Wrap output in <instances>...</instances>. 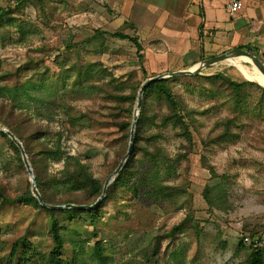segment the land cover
I'll list each match as a JSON object with an SVG mask.
<instances>
[{
  "label": "rangeland",
  "instance_id": "374dc122",
  "mask_svg": "<svg viewBox=\"0 0 264 264\" xmlns=\"http://www.w3.org/2000/svg\"><path fill=\"white\" fill-rule=\"evenodd\" d=\"M112 8L107 0H0V12L6 13L0 26V75L10 74L0 84L30 81L54 94L55 121L42 124L59 132L62 148L102 181L127 151L115 122L130 118V112L133 118L136 102L130 106L105 97L88 86L77 69L98 62L128 93L147 78L193 66L173 68L178 60L165 57L156 46L144 54L143 48L140 58L127 39L104 35L91 41L97 30L126 31ZM215 54L211 51L203 59ZM241 63L257 77L251 62ZM191 76L195 75L169 77V84L194 111V121L189 122L192 144L170 126L149 128L146 134L156 133L157 138L150 144L141 141L135 155L131 182L136 193L121 187L113 190L94 225L85 215L59 216L68 240L64 259L98 264L94 248L99 242L105 264H241L250 252L249 242L264 241V213L246 214L248 206L264 205V88L255 79L247 80L229 60L202 69L196 78ZM99 80L95 84L109 77L102 75ZM246 81L250 83L242 86L239 95L229 86ZM150 109L157 114L165 111L153 99ZM154 146L171 159L185 155L171 177L161 181L170 187L164 193L156 192L149 181L150 166L142 154L145 147L152 152ZM62 168L63 162L49 163L46 171L50 177L59 176ZM0 190V264H6L14 241L21 236L27 240L18 248L13 264H43L54 245L47 214L21 201L2 202V196L31 192L24 164L2 137ZM183 220L182 230L173 234L171 229ZM244 236L250 241H243L244 248L238 250ZM157 241L158 252L153 256Z\"/></svg>",
  "mask_w": 264,
  "mask_h": 264
},
{
  "label": "trees",
  "instance_id": "16d2710c",
  "mask_svg": "<svg viewBox=\"0 0 264 264\" xmlns=\"http://www.w3.org/2000/svg\"><path fill=\"white\" fill-rule=\"evenodd\" d=\"M5 15L6 13L4 11L0 12V26L3 24V17ZM96 33V35H93L91 41L97 40L104 35L127 39L135 45L138 56L140 58L143 57L140 53L142 51V46L138 41V37L129 36L119 31L109 33L104 30H97ZM141 68L143 75H145L146 72L142 66ZM19 71L20 70L17 69L16 74H18ZM77 71L83 75L84 81L88 80L86 83L88 86L102 91L105 97L116 102L128 103L130 106L135 104L137 91L141 83L131 86V91L126 93L124 90L125 85H118L115 82L114 76L111 74L109 75L107 70L98 62H87L80 66ZM8 75L10 74H2L0 75V79H3ZM102 75L108 76L109 80L106 82L102 81L100 84H95V82H100L99 78ZM191 77L196 78V75ZM212 78L218 79L219 77L212 76ZM169 82L170 78H164L146 85L136 121L131 154L118 175L107 186L105 197L94 209L55 210L42 207L29 190L27 193L14 198L2 196V202L21 201L47 214L48 233L52 238L54 245L48 252L43 264H75V262H69L62 257L64 245L68 243V240L64 235L63 226L59 219L60 215H64L70 219H73V217L79 218L82 215H85L89 218L90 224L94 225L99 210L105 205L109 194L112 193L113 190L121 187L136 193V188L131 182L135 155L141 147V141L150 144L154 143L157 138L156 133H150L149 135L146 134L149 128L155 127L160 130L170 126L177 129L176 135L182 137V139L188 144H192L189 122L192 123L194 121V111L188 109L187 106L175 95ZM246 83L250 82L246 81L237 84L230 83L229 86L233 89L235 94L239 95L242 86ZM151 99L158 102L165 111H161L158 114L152 112L150 109ZM57 109L58 105L54 94L42 89L40 84L32 83L30 81L15 83L12 85L0 84V125L11 131L22 143L36 177V185L44 203L51 205L67 203L90 205L101 195L104 181L94 177L88 166H86L79 158L70 155L62 148L59 132H52L48 125L42 124V121H46L47 124L54 122L55 116L57 115ZM131 116L130 112V118L118 119L115 122V126L121 133L122 139L127 145L132 122ZM0 137L6 139L9 146L16 154L18 162L23 165L21 154L17 146L6 134L0 132ZM142 154L150 166V169L147 172L149 181L155 187L156 192H166L170 187L161 184V181L171 177L170 174L171 172H174L175 164L177 166V163L182 160L185 155L182 154L181 156L179 155L176 158L171 159L163 152L162 148L158 146H154L152 152L148 151L145 147L142 150ZM59 162H63V168L60 170V175L50 177L46 171L48 164ZM207 168L209 169L211 176L215 177L216 172L213 167L208 166ZM58 194H60V196H58ZM185 222L186 220H183L180 224L174 226L171 229V232L174 234L181 231L183 228L182 225L185 224ZM26 240V236H21L14 241L6 264L14 263L18 248L23 242H26ZM95 245L94 252L98 264H105V256L102 253L100 243L96 242ZM158 245L159 241H157L153 247V256L157 255ZM243 248L244 243L243 239H241L237 245V249L242 250ZM249 249L250 252L247 258L241 264H264L263 247L253 241L250 242Z\"/></svg>",
  "mask_w": 264,
  "mask_h": 264
},
{
  "label": "crops",
  "instance_id": "0c3cea01",
  "mask_svg": "<svg viewBox=\"0 0 264 264\" xmlns=\"http://www.w3.org/2000/svg\"><path fill=\"white\" fill-rule=\"evenodd\" d=\"M107 1L126 28L122 33L135 36L136 31L143 54L156 46L178 60L173 68L194 66L211 51L216 56L234 48L264 61V0H242L233 15L225 9L226 0Z\"/></svg>",
  "mask_w": 264,
  "mask_h": 264
},
{
  "label": "water",
  "instance_id": "95a60500",
  "mask_svg": "<svg viewBox=\"0 0 264 264\" xmlns=\"http://www.w3.org/2000/svg\"><path fill=\"white\" fill-rule=\"evenodd\" d=\"M239 57H245L250 59L251 63L258 69V71L261 73V75L264 77V63L254 54L240 49V48H234L231 50H228L222 54L212 56L207 59H202L200 62L195 64L189 69L185 70H179V71H174V72H169V73H163L159 74L150 78H147L139 87L138 92H137V97H136V105L134 108L133 112V118L130 126V132H129V139H128V146H127V151L120 161V163L117 165V167L114 169V171L105 179L103 183V188L101 195L96 199V201L90 205H78V204H61V205H51V204H46L42 200V196L37 188L36 185V177L33 173V170L31 168V165L28 161L27 155L25 153L24 147L22 143L17 139V137L14 136V134L6 129L5 127L0 126V132L3 134H6L11 141L17 146V148L20 151L21 154V159L23 161V164L25 166V169L29 175V181H30V190L31 194L33 197H35L39 203L40 206L46 207L49 209H55V210H61V209H94L98 203L105 197L107 186L113 181V179L118 175L119 171L122 169L124 163L127 161L129 158L131 151H132V146H133V141H134V133H135V126H136V121L137 117L140 111L141 107V101H142V95L144 92V89L147 84L154 82L159 79H164V78H169V77H174V76H183V75H197L200 73V71L210 65L216 64L218 62L224 61V60H229L233 58H239ZM253 81V80H252ZM256 82V81H255ZM259 84L258 82H256ZM260 85V84H259ZM262 86V85H260ZM264 88V86H262Z\"/></svg>",
  "mask_w": 264,
  "mask_h": 264
},
{
  "label": "bare ground",
  "instance_id": "6f19581e",
  "mask_svg": "<svg viewBox=\"0 0 264 264\" xmlns=\"http://www.w3.org/2000/svg\"><path fill=\"white\" fill-rule=\"evenodd\" d=\"M229 61L234 64L237 68H239L242 72L244 77L247 80H252L255 79L254 81L258 82L260 85L264 86V77L261 75V73L258 71V69L255 67V71H256V78L253 77L252 73H249V70L245 68V66L241 63L242 61L246 62V61H250V59L245 58V57H239V58H233V59H229ZM248 70V71H247Z\"/></svg>",
  "mask_w": 264,
  "mask_h": 264
},
{
  "label": "built area",
  "instance_id": "2783aa9c",
  "mask_svg": "<svg viewBox=\"0 0 264 264\" xmlns=\"http://www.w3.org/2000/svg\"><path fill=\"white\" fill-rule=\"evenodd\" d=\"M225 9L230 15L235 14L236 12L242 9V0H226ZM243 241L249 242V237L244 236ZM254 242L257 243L259 246H262L264 249V241H258L256 238Z\"/></svg>",
  "mask_w": 264,
  "mask_h": 264
},
{
  "label": "clouds",
  "instance_id": "9594fccd",
  "mask_svg": "<svg viewBox=\"0 0 264 264\" xmlns=\"http://www.w3.org/2000/svg\"><path fill=\"white\" fill-rule=\"evenodd\" d=\"M264 213V205L262 204H253L251 206H248L246 214L248 215H260Z\"/></svg>",
  "mask_w": 264,
  "mask_h": 264
}]
</instances>
